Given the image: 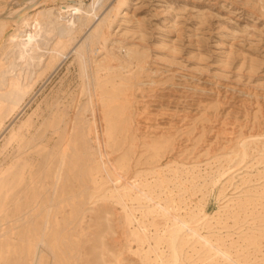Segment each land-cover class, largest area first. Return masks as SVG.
<instances>
[{
    "label": "rangeland",
    "instance_id": "rangeland-1",
    "mask_svg": "<svg viewBox=\"0 0 264 264\" xmlns=\"http://www.w3.org/2000/svg\"><path fill=\"white\" fill-rule=\"evenodd\" d=\"M21 6L17 0H0L1 12ZM124 12L108 45L127 61L132 49L147 63L142 79L152 84L143 94L151 107L140 108L136 119L144 130L174 134L161 161L169 163L162 169L166 182L152 193L159 201L176 199L173 217H198L203 206L211 213L198 225L200 234L208 237H183L176 264H264V0H131ZM34 30L33 24L28 26L30 33ZM83 30L70 34L67 47L82 37ZM53 36L50 33L44 50L57 41ZM9 37L0 47V71L11 62L26 63L18 59L19 39ZM85 46L87 70L76 53L53 74L35 63L16 66L35 84L17 109L10 102L1 114L0 134L11 123L12 127L0 138V167L14 158L22 163L21 175L26 177L20 183L14 175L0 173V264H53L52 250L45 248L42 237L51 242L53 237H66L65 246H73L75 256L78 245L91 259L104 252L105 264H157L171 256L167 241L156 251L154 245L156 237H168L172 217L156 212L145 216L146 201L129 202L142 221L130 224L127 210L106 190L94 194L85 188L82 178L88 180L85 173L91 164L87 142L67 145L68 162L60 166L57 151L62 143L57 136L44 141L57 124L65 127L69 119L79 130L89 124L88 92L82 86L92 88L88 73L97 66L94 57L100 60L106 52L97 41ZM62 111L66 115L59 122ZM31 121L35 123L29 125ZM243 138L249 144L241 162L238 142ZM88 141L98 155L93 137ZM134 149L132 172L156 183L154 170L145 163V147L139 143ZM228 166H234V173L225 178L221 193L212 194V178ZM11 184L17 185L13 193ZM111 186L107 182L104 187ZM139 227L150 238L136 237Z\"/></svg>",
    "mask_w": 264,
    "mask_h": 264
},
{
    "label": "bare ground",
    "instance_id": "bare-ground-1",
    "mask_svg": "<svg viewBox=\"0 0 264 264\" xmlns=\"http://www.w3.org/2000/svg\"><path fill=\"white\" fill-rule=\"evenodd\" d=\"M17 1L22 3L21 7L9 8L4 12L0 11V47L4 44L7 36L12 37H9L11 41H14L15 38L19 39L21 52L18 59H21L24 63L26 62L22 65L28 66L32 63L37 66L43 65L53 74L71 53H76L81 66L84 70H87L84 62L87 41H97L100 48H102V52H106V55L100 60L94 57L93 61L97 66L91 74L88 73V76L93 79L90 82L92 88L82 86V90L88 92V106L86 109L90 111V117L87 118L89 124H86L85 129L79 130L73 120L69 119L66 121L65 127L57 124L55 131L44 141L50 143L57 136L62 143L60 150L57 151L61 156L60 166L68 162V160L65 161L69 157L67 145L76 141L87 142L91 164L87 167V173H85L88 180L86 181L85 177L82 178L86 183L85 188L92 189L94 194L101 193L103 189L106 190L107 196L114 199V202L124 210H127L126 219L129 220L130 224H135V220L139 224L142 221L134 215L133 207L129 208V202L146 201L149 205L144 212L145 216L156 212L158 216L172 217L174 227L166 232L168 237H156L154 250L158 249L161 241H167L172 249L171 256L167 260L157 262V264H176L181 260V239L183 237H208L200 234L198 225L202 220L210 217L211 213L203 206L198 217L188 219L180 214L173 217L172 210L177 208L176 199L167 197L164 201H159L152 193L157 185L160 183L163 185L166 182L162 169L164 165L168 167L169 163L163 164L161 161L174 142V134L170 130L148 131L139 126L141 120L136 119V112L140 108L146 111L151 107V104L149 105V102L143 99L145 91L152 87L150 81L142 79L145 76L142 72L147 71V63H142L135 56L132 49L128 53L130 60H124L113 52L112 47L108 45L118 23L124 20L121 18L125 17L127 12H124L123 15L122 13L124 8L129 6L131 0H92L89 4L72 0ZM32 24L35 30L30 33L28 26ZM80 27L84 28L82 37L70 47H67L70 34ZM50 33H55L57 41L54 45L49 43V50H44L43 46L48 44ZM19 64H17V61L11 62L5 69L0 71L1 76L4 77V79L0 77V125L2 111L13 102H15L13 109H17L29 96L35 84L31 81L32 75H30L32 78L29 80L30 77L25 79L28 74L23 78L24 72L16 71V66H19ZM116 64L121 66L120 70L114 68ZM1 66L2 64H0ZM135 66L136 70H133ZM24 80L26 81L24 82ZM136 90L140 91L136 93ZM23 109L21 108L20 111ZM137 113L139 114V112ZM65 115L64 111L59 114V122L63 120ZM33 123L35 121H31L29 125ZM11 125L12 123L9 127ZM9 127L7 126L1 131L0 138L5 135ZM139 130L140 132H138ZM134 134H137L136 139H134ZM254 136L250 135V137ZM91 137L96 142L98 155H95L93 146L88 141ZM131 140L133 142L128 147ZM139 143L145 147L144 154L147 153L148 155L145 163L149 167L151 166V171L154 170L153 174L158 179L156 183H152L151 178H140L137 171L132 172V163L136 155L134 148H137ZM248 144L246 138L238 142L241 162L247 158ZM43 148H46V144L41 148V152H43ZM72 150L74 149L72 148ZM139 153L142 157L143 151ZM5 164L7 165L5 166ZM5 164L0 167V173L12 174L18 178L15 181L23 182L26 174L21 175L24 172L22 163L12 158ZM170 164L173 165L174 162ZM186 168L188 169V167ZM172 169L174 172L178 171V167H172ZM234 170V166H228L212 178V194L217 190L221 193L225 178L233 174ZM107 182H112L113 186L107 189L104 187ZM16 189L17 185L11 184L10 192L13 193ZM136 237L141 239L150 238L146 230L141 227L136 232ZM53 238L55 241L51 242L47 237H42L45 248L49 247L52 250L54 255L53 264H105L106 262L104 252H100V258L95 256L91 259L87 257L90 253L84 252L85 248L78 245L75 249L77 251L75 256L72 248H70L73 246H65L67 245L66 237ZM92 250L94 249L92 248ZM213 250L218 255L226 257L220 249L213 248Z\"/></svg>",
    "mask_w": 264,
    "mask_h": 264
}]
</instances>
